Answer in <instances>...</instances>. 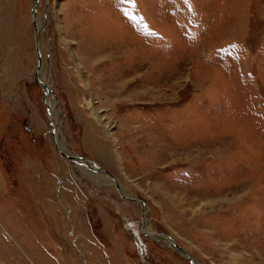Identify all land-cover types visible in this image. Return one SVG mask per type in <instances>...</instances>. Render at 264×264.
Segmentation results:
<instances>
[{
	"label": "rangeland",
	"instance_id": "374dc122",
	"mask_svg": "<svg viewBox=\"0 0 264 264\" xmlns=\"http://www.w3.org/2000/svg\"><path fill=\"white\" fill-rule=\"evenodd\" d=\"M33 2L0 0V264H190L56 149ZM37 8L65 148L201 264H264V0Z\"/></svg>",
	"mask_w": 264,
	"mask_h": 264
},
{
	"label": "water",
	"instance_id": "95a60500",
	"mask_svg": "<svg viewBox=\"0 0 264 264\" xmlns=\"http://www.w3.org/2000/svg\"><path fill=\"white\" fill-rule=\"evenodd\" d=\"M38 1L39 0H34L33 2V5H32V24H33V37H34V46H35V52H36V66H35V75H36V78L38 80V82L40 83V85L45 89L44 90V95H43V100L46 104L47 100H46V97L48 95L49 92H52L54 97H56L54 91L52 90V88L50 87V85L48 83H46L45 81H43L41 78L38 77L39 75V72H40V68H41V56H40V49L38 47V40H37V33H38V30L41 32L43 29V26L44 24L46 23V18H47V15L46 13L44 14V18L42 21H40V28L38 29L37 25H36V14H37V6H38ZM46 108H47V114H48V120H49V127H50V133H51V137H52V140H53V143L56 147V149L66 158H68L72 163H75V161L77 159H80L81 161H84L85 162V166H87L88 168L92 169V170H95V171H102L108 175H110L111 179L114 181V185L117 189V191L119 192V194L123 197H126V198H129V199H133L137 202L140 203L141 207H142V213H141V229H142V232L146 235H152V234H155V236H152L153 238L155 239H163L165 237H168L169 240L175 245V247L180 250L182 252V254L189 260L190 264H201L195 257H193L192 255L188 254L187 251H185L183 249V247L176 243V241L168 234V232H165V231H157V230H144L146 228L145 224H144V219H145V216L147 214V209L146 208V204L145 202L136 197V196H133V195H126L124 192H122V190L120 189V185L116 179V177L106 168L98 165L96 167L92 166L90 164V159L89 158H86L82 155H77V154H71V153H68L66 152L64 149H62L58 142H57V139H56V136H55V131H56V128H55V123L52 121L51 119V111H50V106L48 104H46Z\"/></svg>",
	"mask_w": 264,
	"mask_h": 264
},
{
	"label": "bare ground",
	"instance_id": "6f19581e",
	"mask_svg": "<svg viewBox=\"0 0 264 264\" xmlns=\"http://www.w3.org/2000/svg\"><path fill=\"white\" fill-rule=\"evenodd\" d=\"M38 8H37V14H36V25H37V27H38V29L40 28V22H39V19H37V17H38ZM40 33H42V32H40L39 30H38V33H37V40H38V35L40 34ZM38 47H39V49H40V56H41V46H40V43H39V41H38ZM42 58H41V68H40V72H39V75H38V77L39 78H41V71H42ZM42 79V78H41ZM44 81V80H43ZM46 82V81H45ZM47 83V82H46ZM51 87V86H50ZM46 100H47V102H46V104H48L49 106H50V111H51V119H52V121L55 123V128H56V124H57V120H56V117L55 116H57V111H56V109H55V111H54V108H55V106H56V103H58L57 102V99L56 98H54V95H53V93L52 92H49L48 93V95H47V97H46ZM88 107L89 108H91L92 106H91V103H88ZM96 117H97V115H96ZM98 118V117H97ZM55 136H56V139H57V142H58V144H59V146L62 148V149H64L66 152H68V153H70L66 148H65V146H64V144H63V141L61 140L62 138H61V130H58L57 128H56V131H55ZM72 154V153H71ZM75 164L76 165H78V166H82V167H85L87 170H90V171H92V172H94L93 174H100V179H103V178H107L108 179V184L109 185H111V186H114L115 187V185H114V181L111 179V177H110V175H108V174H106V173H104V172H102V171H95V170H92V169H90V168H88L87 166H85V162L84 161H81L80 159H77L76 161H75ZM90 164L92 165V166H94V167H96V166H98V164L97 163H95V162H92V161H90ZM92 172H90V173H92ZM92 175V174H91ZM99 177V176H98ZM117 179V178H116ZM118 181V180H117ZM118 183H119V181H118ZM119 185H120V183H119ZM120 189L122 190V192H124L123 191V188L121 187V185H120ZM126 195H129L128 193H126ZM129 199V198H128ZM134 202V201H133ZM146 204V203H145ZM145 209H147V214H146V216H145V219H144V224H145V226H146V228L144 229V230H146L147 229V223H149V216H148V214H149V210H148V207H146ZM148 230H150V229H148ZM153 235V234H152ZM155 235V234H154ZM171 236V235H170ZM172 237V236H171ZM164 241L165 242H167V244L173 249V250H175V251H177L179 254H181L183 257H185L183 254H182V252L180 251V250H178L176 247H175V245L169 240V238L168 237H165L164 238ZM185 250V249H184ZM186 258V257H185Z\"/></svg>",
	"mask_w": 264,
	"mask_h": 264
},
{
	"label": "flooded vegetation",
	"instance_id": "af4514ba",
	"mask_svg": "<svg viewBox=\"0 0 264 264\" xmlns=\"http://www.w3.org/2000/svg\"><path fill=\"white\" fill-rule=\"evenodd\" d=\"M140 221H141V218H140ZM140 228H141V224H140ZM146 235V234H145ZM147 236H149V237H151L152 239H155V238H153L152 236H155L154 234L153 235H147Z\"/></svg>",
	"mask_w": 264,
	"mask_h": 264
}]
</instances>
